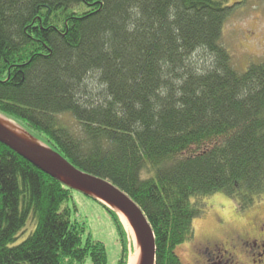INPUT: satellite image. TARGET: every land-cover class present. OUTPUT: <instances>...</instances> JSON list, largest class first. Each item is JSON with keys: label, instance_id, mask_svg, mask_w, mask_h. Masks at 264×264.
I'll list each match as a JSON object with an SVG mask.
<instances>
[{"label": "trees", "instance_id": "trees-1", "mask_svg": "<svg viewBox=\"0 0 264 264\" xmlns=\"http://www.w3.org/2000/svg\"><path fill=\"white\" fill-rule=\"evenodd\" d=\"M228 3L0 0V115L127 194L154 231L156 264H181L206 198L225 194L241 212L264 201V60L235 66ZM74 192L0 143V264H108ZM95 201L129 264L123 224Z\"/></svg>", "mask_w": 264, "mask_h": 264}, {"label": "rangeland", "instance_id": "rangeland-1", "mask_svg": "<svg viewBox=\"0 0 264 264\" xmlns=\"http://www.w3.org/2000/svg\"><path fill=\"white\" fill-rule=\"evenodd\" d=\"M228 5L234 6L235 10L225 24L223 43L232 54L235 66L245 70L250 62L259 63L264 60V0H229ZM215 145L217 143L212 142L199 148L193 147L183 157L202 154ZM73 195L74 200L70 206L75 204L77 207L74 217L85 226V236L91 235L94 241L105 244L108 264H118L122 248L112 217L99 203L85 194L74 192ZM200 204L203 206V214L194 221V238L176 250L181 264H194L198 258V250L203 249L202 244L206 241H221L228 236L243 235L252 223L264 217V201L241 212L235 200L218 193ZM28 228L20 242L27 239L33 230L32 226ZM85 264H92V261L88 259Z\"/></svg>", "mask_w": 264, "mask_h": 264}, {"label": "water", "instance_id": "water-1", "mask_svg": "<svg viewBox=\"0 0 264 264\" xmlns=\"http://www.w3.org/2000/svg\"><path fill=\"white\" fill-rule=\"evenodd\" d=\"M4 118L19 127L30 139L17 136L0 123V143L2 145L11 149L43 173L61 181L77 192L100 201L118 215L121 223L119 212L124 214L130 222L140 246V264H156L157 248L154 231L140 207L127 194L109 181L79 170L59 153L32 137L16 122ZM126 233L129 238L127 230Z\"/></svg>", "mask_w": 264, "mask_h": 264}, {"label": "flooded vegetation", "instance_id": "flooded-vegetation-1", "mask_svg": "<svg viewBox=\"0 0 264 264\" xmlns=\"http://www.w3.org/2000/svg\"><path fill=\"white\" fill-rule=\"evenodd\" d=\"M251 225L243 235L206 241L194 264H264V217Z\"/></svg>", "mask_w": 264, "mask_h": 264}, {"label": "bare ground", "instance_id": "bare-ground-1", "mask_svg": "<svg viewBox=\"0 0 264 264\" xmlns=\"http://www.w3.org/2000/svg\"><path fill=\"white\" fill-rule=\"evenodd\" d=\"M0 123L4 125L6 128H8L9 130H11L17 136L24 138V139H30L29 136L26 135L19 127H17L14 123H11L9 120L5 119L4 117L0 116ZM119 214H120L122 223L129 234V238L131 241V255H130L129 264H140L139 256H140L141 250H140L138 241L135 237V234L133 232V229L130 225V222L126 218V216L122 214L121 212H119Z\"/></svg>", "mask_w": 264, "mask_h": 264}]
</instances>
